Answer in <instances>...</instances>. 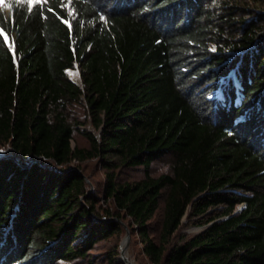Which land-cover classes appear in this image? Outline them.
<instances>
[{"label": "trees", "instance_id": "obj_1", "mask_svg": "<svg viewBox=\"0 0 264 264\" xmlns=\"http://www.w3.org/2000/svg\"><path fill=\"white\" fill-rule=\"evenodd\" d=\"M0 146V264H264V0L1 5Z\"/></svg>", "mask_w": 264, "mask_h": 264}, {"label": "rangeland", "instance_id": "obj_2", "mask_svg": "<svg viewBox=\"0 0 264 264\" xmlns=\"http://www.w3.org/2000/svg\"><path fill=\"white\" fill-rule=\"evenodd\" d=\"M21 1L31 3L33 0H0V6L10 5L11 3L21 2ZM66 75L68 76L69 79L73 80L79 85L82 84L80 68L77 63H75L72 68L66 70ZM81 107L82 106L79 105L76 110V113H79L80 118L82 117L81 119L84 120L83 124L79 125L80 127L79 129L82 131H91L97 134L96 129L93 127L91 123V119L88 116H84V113ZM71 144L73 146L75 144H78L80 146H86L87 142L83 135L76 132L73 139L71 140ZM8 154H12L14 157V154L12 153L11 149L8 146H0V155H8ZM70 164L73 167H76L77 165H81L85 169V171L90 175V179L92 181L90 188H92V191L100 190L102 182L104 180V174H103L102 169L100 168V164L98 163V161H96L95 159H90V160H85L81 163H78V161L73 160L71 161ZM150 169H151L152 174H158L160 172L166 171L167 163H166L165 157H162L161 159L155 161L151 165ZM122 175H124L125 178H130V179L139 178L142 175V167H135L132 169H128L125 172H123ZM125 226L126 228H128L127 225ZM198 226H199L198 223L194 221H187L185 217L183 219V224L181 225L180 230L186 233H195L200 230V229L195 228ZM125 235H126V231H124L122 235L118 238H114V239L99 243L98 244L99 246L93 251L94 254L97 257H99L98 255H100L101 252L104 251V249L106 250L108 248H116V249L118 248V250H120L121 252V243ZM125 255L128 257V259L132 260L135 264H147L145 257L141 253V244L138 240V237L135 234L133 235L130 233V239H129V242L126 248ZM101 260L102 259L100 258L96 259L97 262H101ZM118 260L122 261L120 259V253L118 255Z\"/></svg>", "mask_w": 264, "mask_h": 264}, {"label": "water", "instance_id": "obj_3", "mask_svg": "<svg viewBox=\"0 0 264 264\" xmlns=\"http://www.w3.org/2000/svg\"><path fill=\"white\" fill-rule=\"evenodd\" d=\"M6 156H9V157H13L12 154H8ZM92 191V188L89 189L88 193ZM243 206V204H239L237 206V208L234 210L237 211L239 210L241 207ZM196 229H202V226H198V227H195ZM129 239H130V231L128 228H126V235L124 236L123 240H122V243H121V252H120V259L122 261H124L126 264H135L132 260L128 259V257L125 255V252H126V248H127V245H128V242H129Z\"/></svg>", "mask_w": 264, "mask_h": 264}]
</instances>
